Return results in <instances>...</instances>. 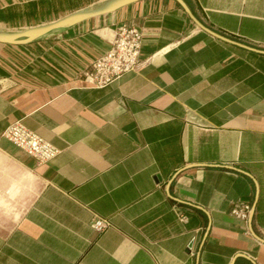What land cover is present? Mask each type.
Wrapping results in <instances>:
<instances>
[{
	"label": "crops",
	"instance_id": "crops-1",
	"mask_svg": "<svg viewBox=\"0 0 264 264\" xmlns=\"http://www.w3.org/2000/svg\"><path fill=\"white\" fill-rule=\"evenodd\" d=\"M103 1L0 0V30ZM184 1L254 49L176 0L0 42V264H264V0ZM123 22L144 32L136 69L88 86ZM15 120L60 152L39 163L2 135Z\"/></svg>",
	"mask_w": 264,
	"mask_h": 264
},
{
	"label": "built area",
	"instance_id": "built-area-1",
	"mask_svg": "<svg viewBox=\"0 0 264 264\" xmlns=\"http://www.w3.org/2000/svg\"><path fill=\"white\" fill-rule=\"evenodd\" d=\"M143 38L144 32L139 25L121 23L110 48L95 58L90 68L84 71L82 78L86 84L91 87H104L135 70L140 60ZM2 135L36 158L39 163L52 160L60 152L54 143L27 127L22 120L11 122ZM232 212L248 219L251 205L237 201ZM178 215L180 220H187V216L182 211H178ZM91 225L95 230L102 231L109 225V221L102 217H95Z\"/></svg>",
	"mask_w": 264,
	"mask_h": 264
},
{
	"label": "water",
	"instance_id": "water-1",
	"mask_svg": "<svg viewBox=\"0 0 264 264\" xmlns=\"http://www.w3.org/2000/svg\"><path fill=\"white\" fill-rule=\"evenodd\" d=\"M134 1H136V0H106V1L100 2L96 5L90 6L88 8L78 10L76 12L68 14V15H66V16H64V17H62V18H60L54 22L48 23V24L34 26V27H30V28H27L24 30H19V31L0 30V42L8 43V44H25V43H28V42L35 40L36 38L46 34L47 32H49L51 30L75 24L81 20L88 18V17L112 12V11L117 10L118 8L124 6L128 3L134 2ZM176 1L184 8V10L190 16V18L198 26H200L204 30H206V31L210 32L211 34L218 36L224 40L232 41V42L239 44L241 46L254 49L251 46H248L246 44L231 40V39L215 32V31H213L212 29L208 28L193 14V12L190 10L189 6L187 5V3L184 0H176ZM160 177L161 176L158 175V178H160ZM252 214H253V210L251 212V217H252Z\"/></svg>",
	"mask_w": 264,
	"mask_h": 264
}]
</instances>
